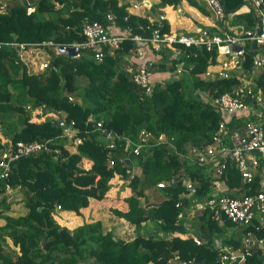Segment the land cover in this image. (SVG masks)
I'll use <instances>...</instances> for the list:
<instances>
[{"label": "trees", "instance_id": "1", "mask_svg": "<svg viewBox=\"0 0 264 264\" xmlns=\"http://www.w3.org/2000/svg\"><path fill=\"white\" fill-rule=\"evenodd\" d=\"M180 1L159 0L152 5V11L161 15L159 8H176ZM186 1L208 13L199 0ZM221 2L229 15L245 0ZM28 3L33 8L31 12L25 0L0 4V134L12 144L40 142L46 148L14 160L9 177L0 179V219L4 221L0 225V264H220L219 247L239 246L248 230L256 237L263 235L260 227L256 229V221L248 228L239 227L224 217V221H217L214 211L207 208L190 216L188 208L192 202L210 199L216 193L212 187L214 178L203 167L190 166L177 154L188 146L208 143L221 122L229 129L242 122L241 115L227 116L211 103L212 97L240 86L238 75L200 77L209 65L231 60L230 57L181 44L164 43L155 50L150 41L154 30L168 32V21L158 16L159 23L151 22L147 17L130 14L126 9L128 2ZM254 13L252 9L234 14L231 21L238 31L251 28L257 22ZM110 14L112 20L107 17ZM85 17L100 22L110 34L125 36L113 54L106 51L99 62L91 50H80L75 57L58 54L43 45L44 41H82ZM227 18L220 24L226 25ZM135 35L145 40L132 39ZM15 43L36 44L35 51L49 58L48 67L32 74L30 67L35 65V55L21 56L20 47L12 45ZM140 49L143 56L139 58ZM254 54L255 48L248 46L240 64L241 76L253 74ZM151 62L149 81L155 84L147 94L132 78L135 71ZM179 64L183 70L177 74ZM127 67L133 72H128ZM79 78L85 79L83 84L78 82ZM256 82V89L264 87V73L259 74ZM27 106L42 108V117H34ZM57 113L66 123L73 120L82 138L73 152L63 136L62 124H57ZM99 121L103 130L96 129ZM142 129L151 131L155 139L137 155L124 150L125 140L136 141ZM107 132H113L116 149L106 147ZM162 133L173 137L175 149L157 142ZM8 142L0 141V149ZM83 159L91 162L89 168L82 166ZM187 177L195 182L192 195L183 184ZM114 179L126 182L132 193L124 199L126 211L112 209L111 213L133 224V234L117 236L112 229L104 228L100 220L84 222L73 229L57 223V207L81 215L91 200L106 199L110 188L117 184ZM220 179L225 194L237 197L245 193L247 186L233 163H226ZM160 182L164 187H157ZM6 183L11 190H6ZM257 186L256 180L253 188ZM16 189L24 208L20 213H14L11 207L10 195ZM149 190L158 191L160 199L145 207L142 199ZM180 211L184 213L182 218H178ZM146 221L153 225L151 232L138 233ZM7 237L14 249L5 250ZM194 237L202 243L197 245ZM246 263L263 264L261 250L256 249Z\"/></svg>", "mask_w": 264, "mask_h": 264}, {"label": "built area", "instance_id": "2", "mask_svg": "<svg viewBox=\"0 0 264 264\" xmlns=\"http://www.w3.org/2000/svg\"><path fill=\"white\" fill-rule=\"evenodd\" d=\"M147 0H141V4L133 3L134 9L146 8ZM207 8L213 13L215 19L221 23L228 14L221 0H202ZM28 12L33 8L29 5V0H25ZM241 8H245L246 12L255 11L257 18L256 24L251 28L230 31L211 32L207 28H199L194 32L183 33H163L158 29L154 32L153 38L150 39L155 50H159L162 44L169 45L181 44L186 47L205 48L207 51H217L219 55L228 56L231 60L219 62L210 65L202 74L206 78H228L238 75L240 86L231 91L220 94L211 98V103L224 111L225 115H241L242 122L235 128L226 126L221 122L215 131L211 140L203 145H191L184 152L177 153L181 160L190 166L203 167L207 175H211L214 180L212 187L216 193L210 199H204L200 202H192L188 208V213L194 215L198 210L208 209L214 211V217L217 221L224 219L229 220L233 224L248 228L257 223L256 229L260 227L263 235L256 237L252 230H248L241 239L239 246L223 245L219 247L220 264H247V258L256 253V249L261 250V257L264 264V87L256 89V79L259 74L264 73V0H245ZM130 14H133L129 7L126 8ZM240 8L233 13H238ZM177 12H182L177 8ZM232 14V13H230ZM112 20L113 16H107ZM81 35L83 40L80 42L56 44L52 41H46L43 45L53 47L56 53H61L60 47H75L79 56L80 50H91L96 61H102L107 52H113L119 48L121 42L125 39L123 35L110 34L105 27L96 20L85 17L81 25ZM134 40H145L135 35ZM13 46L20 47L22 55L34 53L33 61L37 63L38 52L35 51L36 44L26 45L25 43H15ZM29 46V49H27ZM239 46L236 50L234 47ZM248 46L255 48L253 57L254 71L250 77L240 75V64L245 60V54ZM62 54V53H61ZM140 49L138 55H142ZM149 63L133 73V82L149 94L155 83L149 81L152 72L148 71ZM39 70L46 69L49 61L39 62ZM183 70L180 65L175 73L179 74ZM128 72H133L131 67H127ZM233 73V74H232ZM206 97L207 94H202ZM43 115V109H35L32 115ZM92 119L90 118V121ZM102 122L96 123V129H101ZM63 136L67 138L72 151H75L77 144L82 142V138L78 136V130L75 128L74 121L62 125ZM103 130V129H101ZM113 134L107 132L106 147L116 149V143L111 137ZM166 134L162 133L158 136L157 142L167 143ZM153 133L149 130L142 129L136 141L130 139L125 140L124 150L133 154H138L142 147L149 146L150 141L154 140ZM171 144L170 140H167ZM167 143V144H168ZM46 148L40 142L8 144L5 148L0 149V179H7L11 171V164L21 156L36 154ZM174 148H176L174 146ZM231 162L240 173L242 183L247 186L244 188L242 195L233 197L225 194V186L220 179L226 167L227 162ZM113 163L112 160L109 161ZM258 183L257 189L253 188V183ZM183 184L189 194L196 191L195 182L187 177ZM164 183L157 184L158 188L164 187ZM6 190H11L8 183L5 185ZM248 192V194H247ZM183 211H180L178 218H182ZM223 219V221H224ZM255 226V225H254ZM193 241L200 245L202 240L194 237ZM178 259L175 255L174 260ZM170 262V260H169Z\"/></svg>", "mask_w": 264, "mask_h": 264}, {"label": "crops", "instance_id": "3", "mask_svg": "<svg viewBox=\"0 0 264 264\" xmlns=\"http://www.w3.org/2000/svg\"><path fill=\"white\" fill-rule=\"evenodd\" d=\"M120 3L124 2H128V7L131 10V12L135 15L138 16H142V17H147L150 21H154L155 18H159V17H154V12L152 11V5L156 4L157 2H159V0H147L146 1V8H142L143 11L145 12L144 15H141L137 12H135L134 8L132 7L131 4V0H119ZM201 2V4L206 8L207 10V14L202 13L199 10V13L202 15L203 19V24L201 25V22H199V20H196V18L194 19L192 16L190 17V15L188 14V12L185 10L184 7H188L189 9H191L189 5V3L186 0H181L180 4L175 7L172 6L173 11H177V8H180L182 10V14L186 15V17L184 16H177L175 18L176 20L180 19V23L179 25L174 27L175 21L174 18L168 16L167 12L170 9V6H166L162 9H160L161 11V17L165 20L168 21L169 23V31L172 33H183V32H194L195 30L199 29V28H211L214 29V31L220 32V31H229V30H238V27H236L233 22L231 21V17L234 14H238V13H248L246 12L245 8H240V11L238 13H232L229 14L227 17L228 21L226 25L220 24L214 17L213 13L207 8V6L204 4L203 1L199 0ZM141 8V7H140ZM141 9V10H142ZM142 12V14L144 13ZM160 13V12H159ZM180 13V12H177ZM206 22H205V21ZM172 24H171V23ZM142 55H138V57H142ZM150 58V57H148ZM147 59V58H146ZM146 59L144 61H146ZM141 62L142 64L144 63ZM156 77V75H155ZM91 165V162L87 159H83L82 160V166L86 169L89 168ZM135 170L137 171V165L135 166ZM113 182H117L116 179L113 180ZM132 193V191L130 190L129 187L126 186V182H121L118 181L117 184L113 185L110 190L107 193V197L104 201L102 202H98L96 200H91L90 204L88 207L84 208L81 210V215H76L70 211H63V210H59L57 212V215H54L55 220L57 221L58 224H60L61 226H65L69 229H73L78 225L83 224L84 222H94V221H98L100 220L102 222V225L104 228L107 229H112L115 234L117 236L123 237L126 236L127 233L129 234H133L135 226L133 224H131L130 222L124 220L121 217H118L116 215H113L111 213L112 209H117L120 211H126L127 209V204L125 202V198L130 196ZM10 199L12 202V210L14 213H20L24 211L23 208V204L21 201V195L19 193V190L16 189L13 191V193L10 195ZM160 199V195L159 192L156 191L155 193H153V195H150L149 192L146 191V197L144 199H142V203L145 207L150 206L152 203H156L158 200ZM125 222V223H123ZM4 223V221L2 219H0V225H2ZM152 223L150 221H146L142 224V228L139 229L138 233H145L147 230L148 232H151L152 230ZM9 245V247L7 246ZM4 248H10V249H14V246L12 244V241L7 237L6 238V242L4 245ZM18 248H16L17 250Z\"/></svg>", "mask_w": 264, "mask_h": 264}, {"label": "rangeland", "instance_id": "4", "mask_svg": "<svg viewBox=\"0 0 264 264\" xmlns=\"http://www.w3.org/2000/svg\"><path fill=\"white\" fill-rule=\"evenodd\" d=\"M6 0H0V4H4V2H5ZM129 1V0H128ZM132 2H131V4H133V3H137V4H141V0H131ZM156 1V0H155ZM180 3H178L177 5H179ZM147 5V4H146ZM159 6V5H158ZM3 8L4 7H2V9L1 10H3ZM157 8V7H156ZM155 8V9H156ZM185 8V10L188 12V14L190 15V17L192 16L194 19L196 18V20H199V22H201V25L203 24V19H201L202 18V15L199 13V9L197 8V7H194V6H192V7H190L191 9H189L188 7H184ZM144 9V8H143ZM143 9L141 10V8L140 9H135L134 11L135 12H137V13H139V14H141V15H144L145 14V12L143 11ZM159 9H162V8H159ZM142 12H144L143 14H142ZM168 14V16H170V17H172V18H174V21H175V18L177 17V16H184V17H186V15H184V14H182L181 12L180 13H177V11H176V9H175V11H173V9H172V6L170 7V9H169V11L167 12ZM158 16H160L159 14H158V12H154V17H158ZM154 21L155 22H158L159 23V18H155L154 19ZM205 21V20H204ZM151 22H153V21H151ZM181 21H180V19L179 20H176L175 21V23H173L174 24V27L175 26H177V25H179V24H181L180 23ZM206 22V21H205ZM171 23V22H170ZM172 24V23H171ZM159 29V28H158ZM158 29H155L154 30V32L155 31H158ZM165 33H171L170 31H168V32H165ZM153 38V37H152ZM33 55H34V53H32ZM30 59H32V57L30 58ZM36 61H37V63H35V65L33 64L30 68H31V73L32 74H36V73H39V71H41V70H39L38 68H39V62H47V61H49V58H47V55H45V54H43L42 52H38V57H37V59H36ZM181 64H179L178 66H177V68L180 66ZM210 66V65H209ZM177 68H176V70H177ZM200 77L201 78H203V79H210V78H206L205 77V75L204 74H200ZM84 80L85 79H81V78H79V80H78V82L79 83H81V84H83L82 82H84ZM27 108V110H29L30 111V113L31 114H33V113H35V108H31L30 106H27L26 107ZM1 133V132H0ZM167 136V135H166ZM67 139V138H66ZM169 138H168V136L166 137V142L168 143V140ZM170 140V142H171V144L170 143H168L171 147H173L174 148V143H172V140L171 139H169ZM0 141L2 142V143H5V142H8L7 141V139H5L3 136H2V134H0ZM8 144H10V142H8L7 143V145ZM175 149V148H174ZM69 151H71V152H73L72 151V148L70 147L69 148ZM153 190H156L155 188H153ZM149 192V194L150 195H153V191H148ZM60 210V208H58L57 207V211H59ZM57 215V214H56ZM190 216H192V214H189ZM192 218V217H191ZM189 226L191 227L192 225H191V222H190V224H189ZM146 232H148V230L146 231ZM8 247H9V245H7ZM10 249V248H9ZM5 250H8V248L6 249L5 248Z\"/></svg>", "mask_w": 264, "mask_h": 264}, {"label": "water", "instance_id": "5", "mask_svg": "<svg viewBox=\"0 0 264 264\" xmlns=\"http://www.w3.org/2000/svg\"><path fill=\"white\" fill-rule=\"evenodd\" d=\"M234 48L238 50L239 46H235ZM59 50L63 55L74 56L77 53V48L75 47H66V48L60 47ZM57 115L59 116V113H57ZM57 124H64V122H62L61 119L59 118ZM111 134H113V132H111ZM39 210H41V208H39Z\"/></svg>", "mask_w": 264, "mask_h": 264}, {"label": "clouds", "instance_id": "6", "mask_svg": "<svg viewBox=\"0 0 264 264\" xmlns=\"http://www.w3.org/2000/svg\"><path fill=\"white\" fill-rule=\"evenodd\" d=\"M241 7H242V6H241ZM241 7H240V8H241ZM137 36H139V35H137ZM44 42H46V41H44ZM44 42H43V43H44ZM28 45H29V44H28ZM45 46H46V45H45ZM49 47H50V46H49ZM51 48L54 49L53 47H51ZM57 117H58V119L60 118L62 122H64V121L62 120V117H61V114H60V113H59V116L57 115ZM64 124H66V122H64ZM64 124H62V125H64ZM181 235H182V234H181Z\"/></svg>", "mask_w": 264, "mask_h": 264}, {"label": "bare ground", "instance_id": "7", "mask_svg": "<svg viewBox=\"0 0 264 264\" xmlns=\"http://www.w3.org/2000/svg\"><path fill=\"white\" fill-rule=\"evenodd\" d=\"M168 138L172 140V143H174V140H173L172 136H168Z\"/></svg>", "mask_w": 264, "mask_h": 264}]
</instances>
